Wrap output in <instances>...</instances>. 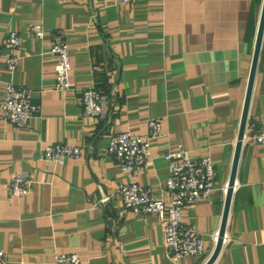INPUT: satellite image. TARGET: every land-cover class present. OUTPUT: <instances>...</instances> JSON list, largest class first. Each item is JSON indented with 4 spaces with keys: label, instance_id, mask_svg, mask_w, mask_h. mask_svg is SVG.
<instances>
[{
    "label": "crops",
    "instance_id": "crops-1",
    "mask_svg": "<svg viewBox=\"0 0 264 264\" xmlns=\"http://www.w3.org/2000/svg\"><path fill=\"white\" fill-rule=\"evenodd\" d=\"M264 0H0V39L21 35L16 70L0 60V249L5 264H59L62 253L79 264H205L223 220ZM42 24L45 37L31 26ZM65 32L71 84L56 89L52 35ZM30 90L38 106L26 126L2 114L8 82ZM95 86L104 112L83 114L82 92ZM162 118L164 134L151 140L146 171H124L108 147L113 134L149 132ZM264 38L242 145L226 236L214 264H264ZM50 143L81 148L60 164L44 159ZM210 154L216 188L188 205L184 223L202 236L203 254L174 258L157 214L123 203L120 185L138 181L167 197L165 154ZM33 180L28 194H9L14 174Z\"/></svg>",
    "mask_w": 264,
    "mask_h": 264
},
{
    "label": "built area",
    "instance_id": "built-area-1",
    "mask_svg": "<svg viewBox=\"0 0 264 264\" xmlns=\"http://www.w3.org/2000/svg\"><path fill=\"white\" fill-rule=\"evenodd\" d=\"M123 4H132L135 0H112ZM31 32L37 38L45 37L42 24L31 26ZM23 39L16 31H11L0 39V60L3 52L7 67L14 71L20 62L18 50ZM51 54L57 57L55 67L56 89L67 91L71 84L70 48L65 39V32L57 30L52 35ZM83 114L88 118H96L104 112V96L95 86L82 92ZM38 106L33 103L30 90L8 82L2 104L3 117L16 126L29 124ZM147 135L133 131H120L112 135L108 152L116 159L120 167L134 176L146 171L151 140L164 134L163 119L151 118L148 121ZM255 142L264 144V126L254 134ZM81 155L77 145L65 143H50L44 148L43 157L47 161L60 164ZM169 162V176L166 180L167 197L157 198L152 190L138 181L126 182L120 185V194L125 207L138 214H157L163 226L165 246L174 258L203 254L206 250L201 234L192 226L184 223V212L188 205L196 204L207 197L216 188V169L213 158L205 154L199 159H193L191 152L185 149L171 151L165 154ZM33 180L27 174H14L8 184L9 194L21 197L31 190ZM226 236V235H225ZM8 259L6 250L0 249V264ZM59 264H79L78 254L62 253L57 256Z\"/></svg>",
    "mask_w": 264,
    "mask_h": 264
},
{
    "label": "water",
    "instance_id": "water-1",
    "mask_svg": "<svg viewBox=\"0 0 264 264\" xmlns=\"http://www.w3.org/2000/svg\"><path fill=\"white\" fill-rule=\"evenodd\" d=\"M263 38H264V4H263V10H262V15H261L258 35L256 39L255 52L253 56V62H252L250 78H249V83H248V88H247V94H246V99H245V105H244L243 115H242L241 124H240L235 157H234L232 171H231V175H230V179L228 183L223 220H222V224H221V228L219 232L217 246L214 252L212 253V255L210 256V258L205 262V264H214V262L220 255L223 244H224L227 224H228V217H229L230 207L232 203V197H233V193H234V189H235L236 181H237V173H238V167H239V162H240V155H241L242 145H243V141H244V137L246 133L250 104L252 100V94H253L254 85L256 81V75L258 71V64H259V59H260V52L262 48Z\"/></svg>",
    "mask_w": 264,
    "mask_h": 264
}]
</instances>
